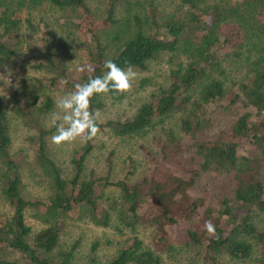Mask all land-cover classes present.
Returning a JSON list of instances; mask_svg holds the SVG:
<instances>
[{
    "label": "trees",
    "instance_id": "16d2710c",
    "mask_svg": "<svg viewBox=\"0 0 264 264\" xmlns=\"http://www.w3.org/2000/svg\"><path fill=\"white\" fill-rule=\"evenodd\" d=\"M26 1L41 3L0 0V67L10 62L23 44L20 10ZM48 1L68 11L65 24L90 35L79 38L88 63L74 76L68 69L71 41L55 39V30L45 25L46 36L35 47V68L51 73L57 88L71 92L76 84L103 75L109 59L122 68L145 69L159 55L170 54L173 68L167 88L142 104L132 117L98 123L100 129L107 127L118 137L157 133L152 139L162 161L171 163L169 159L174 158L179 164H165L158 174L141 180L114 181L111 161L105 175L86 171L95 147L92 139L74 151L67 173L52 154V129L45 124L53 98L32 97L24 84L22 95L15 96V111L28 127L36 129L30 137L36 149L35 162L50 189L45 199H36L27 192L21 161L11 153L10 120L0 97L1 196L13 207L11 215L0 216V264H72L75 246L64 251L58 247L69 215L79 209L83 218L98 226H110L116 216L132 232L145 223L157 231L156 249L135 235L105 263L97 260L98 243H94L89 264H164L158 251L175 250L173 236L180 233L187 244L198 246L210 260L218 261L219 255L227 254L243 264H264V228L257 223L264 214V118L254 123L252 112L245 111L235 118L229 133H212L218 107L229 111L243 104L264 116V0H104L103 16L95 12L91 0ZM241 56L246 73L235 82L238 91H233L227 85V66ZM89 67L94 71H88ZM105 95L121 96L115 92L97 94L91 100V110L104 108ZM175 114H183V136L166 124ZM244 140L255 152H241ZM131 166L135 168L133 161ZM206 172L235 176L233 198H223L218 210L192 194L198 178ZM111 186L119 188L117 198L107 194ZM29 210L44 224L36 233L26 220ZM208 220L215 226V235L205 228Z\"/></svg>",
    "mask_w": 264,
    "mask_h": 264
},
{
    "label": "rangeland",
    "instance_id": "374dc122",
    "mask_svg": "<svg viewBox=\"0 0 264 264\" xmlns=\"http://www.w3.org/2000/svg\"><path fill=\"white\" fill-rule=\"evenodd\" d=\"M91 5L98 15L103 16L104 0H91ZM20 14L23 18L21 28L23 44L12 60L0 67V73L3 74H6L7 68L12 70L11 80L13 86L0 90V95L8 94V98L0 97L7 109L10 120L11 153L21 161L23 181L27 186V192L36 199H45L50 194V189L46 177L35 162L36 149L30 140V137L36 134V129L28 127L24 118L16 113L14 99L17 93L22 95L21 89L24 84L29 89L32 97L49 95L53 98V109L45 118L47 128L52 129L49 143L57 162L67 173L70 172L72 155L85 142L78 139L73 143H63L61 145L52 143L51 137L56 133V127L53 125V114H62L60 109L56 107V102L69 91L53 86L51 81L53 75L44 69L35 68V47L40 45L41 39L46 36L45 25L52 27L55 30V39L63 37L68 39L69 42L71 41L72 53L68 58V69L74 76H78L80 72L86 69L88 63L85 52L79 46V38H88L90 35L86 36L75 27L65 24L63 18L69 14L68 11L59 9L50 4L48 0H41L40 4L34 5L26 1L21 6ZM75 21L78 20L75 19ZM85 25L87 26L88 22H85ZM242 56L233 59V63L231 65L228 63L227 66L230 73L227 85L231 86L233 91H238L235 82L245 77L246 65L244 59H241ZM170 57L168 53L161 54L151 60L145 69L132 68L136 73L132 89L121 94L119 98L105 95V106L98 110L100 123L105 124L109 120H123L132 117L142 104L151 101L152 97L159 94L161 89L167 88L171 82L170 74L173 68ZM145 79L148 82L142 84ZM17 83L19 87H15ZM3 86V82L0 81V87ZM225 102L229 103V100L227 99ZM221 108L218 107L215 112L213 135L222 130L229 133L235 118L245 111L252 112L254 123H258L264 118V116L258 114L255 108L245 107L243 104H238L229 111ZM182 117L183 114H175L166 120V124L174 128L179 136H183L180 129ZM154 135H157V133L152 132L146 137H118L109 128H101V134L93 139L95 147L86 162V171L88 173L93 171L96 175H105L109 170L108 161H111V177L114 181L125 178L135 181L158 174L164 169L165 164L174 167L176 161L174 158L169 159L171 163L162 161L152 139ZM240 150L247 154L255 152V147L244 140ZM132 161L135 168L131 166ZM262 180L264 183V168ZM235 186L236 180L233 174L220 176L213 172H206L198 178L192 194L194 198H202L212 208L218 210L221 207L220 202L223 198H233ZM107 194L112 198H117L120 190L116 186H111L108 188ZM12 213L13 207L1 196L0 186V216H9ZM26 220L35 233L44 227V224L34 216L32 210L27 212ZM257 223L260 228H264V214L257 219ZM135 235L143 240L145 245L153 249L157 248L155 226L148 223L139 224L136 231L132 232V229L125 226L116 216L110 226H98L83 218L82 209H79L69 215L61 235L58 250H70L75 246L72 264H89L93 244L98 243L95 256L100 263H105L115 255L126 239ZM173 237L175 250H157L161 254L164 264H219V262L222 264H243L227 254L219 255L217 257L218 261L210 260L198 246L187 244L181 233L174 234ZM20 264H25V262L21 261Z\"/></svg>",
    "mask_w": 264,
    "mask_h": 264
},
{
    "label": "clouds",
    "instance_id": "9594fccd",
    "mask_svg": "<svg viewBox=\"0 0 264 264\" xmlns=\"http://www.w3.org/2000/svg\"><path fill=\"white\" fill-rule=\"evenodd\" d=\"M104 67L108 71L103 75L90 78L87 83L76 84L74 91L67 93L56 102V107L62 114H53L56 133L51 137L52 143L61 145L73 143L78 139L87 142L96 138L101 134L98 123L100 114L98 110H91L92 98L97 94L109 92L123 94L132 89L136 73L131 66L122 68L109 59L105 61ZM88 71L94 69L89 67ZM12 74L10 68L6 69V74L0 73V81L4 85L0 90L13 86ZM15 87H19L18 83ZM0 96L8 98V94ZM205 228L209 234L215 235V226L211 220L205 222Z\"/></svg>",
    "mask_w": 264,
    "mask_h": 264
}]
</instances>
